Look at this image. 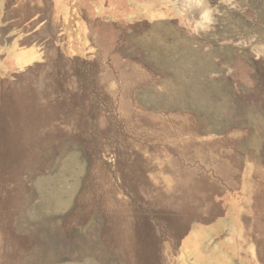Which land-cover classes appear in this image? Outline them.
I'll return each mask as SVG.
<instances>
[{
	"label": "rangeland",
	"instance_id": "374dc122",
	"mask_svg": "<svg viewBox=\"0 0 264 264\" xmlns=\"http://www.w3.org/2000/svg\"><path fill=\"white\" fill-rule=\"evenodd\" d=\"M14 1L0 264H264V0Z\"/></svg>",
	"mask_w": 264,
	"mask_h": 264
},
{
	"label": "crops",
	"instance_id": "0c3cea01",
	"mask_svg": "<svg viewBox=\"0 0 264 264\" xmlns=\"http://www.w3.org/2000/svg\"><path fill=\"white\" fill-rule=\"evenodd\" d=\"M18 11H20V6L17 8L15 1L0 0V46H4L7 40L10 41L11 46L16 40H19V36L21 38L20 45L22 48H20L19 51L17 50V59L14 64L15 72L17 71L16 69H19L20 67L29 66L32 63L37 62V59L34 57L35 51L32 42H35V40L43 42L49 40V38L37 39L40 31L37 28L21 30L17 27L19 26L17 21H49V19L45 17L40 18V12H34L28 19H24L20 14H17ZM3 74H5V69L1 68L0 61V75Z\"/></svg>",
	"mask_w": 264,
	"mask_h": 264
}]
</instances>
